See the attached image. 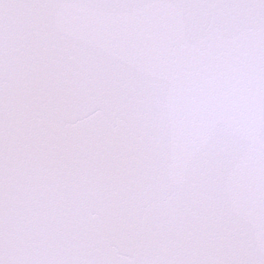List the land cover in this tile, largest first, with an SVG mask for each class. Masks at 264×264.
I'll list each match as a JSON object with an SVG mask.
<instances>
[{
    "label": "snow or ice",
    "instance_id": "obj_1",
    "mask_svg": "<svg viewBox=\"0 0 264 264\" xmlns=\"http://www.w3.org/2000/svg\"><path fill=\"white\" fill-rule=\"evenodd\" d=\"M0 264H264V0H0Z\"/></svg>",
    "mask_w": 264,
    "mask_h": 264
}]
</instances>
